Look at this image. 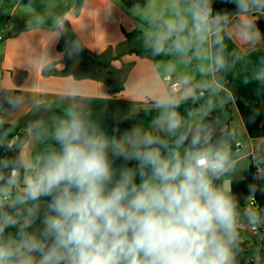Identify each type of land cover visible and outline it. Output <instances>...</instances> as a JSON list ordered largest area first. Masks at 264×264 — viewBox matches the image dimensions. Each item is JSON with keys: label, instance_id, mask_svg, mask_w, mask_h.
Listing matches in <instances>:
<instances>
[{"label": "clouds", "instance_id": "1", "mask_svg": "<svg viewBox=\"0 0 264 264\" xmlns=\"http://www.w3.org/2000/svg\"><path fill=\"white\" fill-rule=\"evenodd\" d=\"M225 2L234 10H216L214 0L146 6L138 39L150 57L165 59L137 89L143 108L126 117L154 113L146 125L109 134L80 88H65L55 111L35 83L0 79V264H240L246 235L256 238L248 264H264V208L255 200L264 185H249L244 205L231 191L250 163L264 180V147L240 151L237 127L223 118L236 105L224 76L264 42V0ZM116 6H104V17ZM67 16L52 19L49 45L67 33ZM27 26L39 27L37 18ZM65 51L78 55L80 40ZM63 56L45 48L19 67L50 74L63 69ZM242 82L264 94V61ZM260 115L252 107L248 121Z\"/></svg>", "mask_w": 264, "mask_h": 264}, {"label": "crops", "instance_id": "2", "mask_svg": "<svg viewBox=\"0 0 264 264\" xmlns=\"http://www.w3.org/2000/svg\"><path fill=\"white\" fill-rule=\"evenodd\" d=\"M46 1L49 0L6 1L13 5V16H16L20 9L21 15L17 19L19 28H16L14 32L9 30L8 36L4 38L0 79L10 81L13 78L18 86L25 82L35 83L34 91L44 99L52 101L54 110L63 108V104L57 97L65 88L70 85L78 87L82 90L81 99L86 105L88 104L86 98H94L88 106L91 107L94 116L103 114L104 127L111 134L113 127L128 119L126 117L130 116L133 107L134 110L143 108L141 97L137 95V89L147 86L156 73V66L165 58L154 59L146 53L125 49L126 45L140 35L127 37L128 34L139 31V29L137 25L125 22V7H128L125 0H59L56 6L47 12H41V15L51 19L58 12H67L68 31L54 44L49 45L48 35L51 23L38 24L39 27L33 31H29L27 26L28 19L36 16L35 9H42ZM109 3H115L117 6L113 9L112 15L105 18L102 9ZM139 22L142 23L141 20ZM77 39L80 40V51L78 55L69 58L65 51L66 44ZM228 46L230 50L235 48L231 41L228 42ZM45 48H48L53 56L64 53L61 60L63 64L61 71L57 70L48 74L37 66H32L28 70L26 67H19L21 62L26 66L31 65L32 58L41 54ZM76 57H82L85 63L77 61ZM261 61H264V42L244 54L243 59L233 67V72L235 75L251 72L260 65ZM122 74H124V79L121 80L119 76ZM223 79L225 85L230 88L227 75ZM134 80L138 81L135 88L131 86ZM226 109L229 111L226 114V120L230 125L236 126L240 133L242 147L239 150L254 151L264 147V137L252 138L247 128L240 122L241 113L237 104H228ZM117 116L120 117L119 121L114 119ZM29 117L30 112H27L19 119L24 123V120ZM142 122L145 125L148 123ZM251 165L252 163L246 169L239 171L233 181L243 179ZM248 238L253 241L249 243L246 239L247 258L251 256V250L256 241L255 237Z\"/></svg>", "mask_w": 264, "mask_h": 264}, {"label": "trees", "instance_id": "3", "mask_svg": "<svg viewBox=\"0 0 264 264\" xmlns=\"http://www.w3.org/2000/svg\"><path fill=\"white\" fill-rule=\"evenodd\" d=\"M125 1L128 6L132 5L130 0H125ZM140 6L143 7V3H140ZM214 8L216 10L227 9L232 11L234 10V5L225 2V0H214ZM259 26L261 28V31L264 32V20L259 21ZM138 34H140L139 31H134L131 34H128L127 37L132 38L133 36ZM248 73L250 72L235 75L232 68V70L228 72L226 75L229 80V86L234 92V95L236 97V104L240 110L241 116L246 122V128L250 136L252 138H262L264 137V94H261L260 96L257 95V89L259 85L256 82H252L247 85H245L242 82L243 76ZM252 107L261 108V115L257 117L254 122H249L248 118ZM55 111H60V110L56 109ZM227 113H229V111L226 109V111H224V116H223L225 120ZM152 115H154V113H145L144 111H141L139 112L138 115L120 122L118 124V127L121 130H124L126 128H129L136 121L149 122ZM22 123L23 121L20 120L21 126L20 128L17 129V134H21V129L23 126ZM0 155H4L3 150H0ZM116 163L119 165L120 163H122V161L117 160ZM256 172H257L256 167L254 164H252L249 171L245 174V177L243 179H237L233 181L232 193L238 197L241 205H244L246 203V199L250 194L249 185L253 183L264 185V180L256 179ZM255 199L258 203V206L264 208V191L257 190V192L255 193ZM240 264H248V258L246 257V253H245V258L241 259Z\"/></svg>", "mask_w": 264, "mask_h": 264}, {"label": "rangeland", "instance_id": "4", "mask_svg": "<svg viewBox=\"0 0 264 264\" xmlns=\"http://www.w3.org/2000/svg\"><path fill=\"white\" fill-rule=\"evenodd\" d=\"M130 1L132 4L130 5L131 7L130 6L125 7V11H126L125 22L126 24L131 22L132 24L137 25V28L139 29V31H142L145 25L143 24V22L140 23L139 20L142 21V16L144 12L148 10L146 6L148 4L149 5L155 4L157 8H162L164 0H130ZM58 3H59V0H52V1L49 0L47 3L44 4V7L42 9H35L36 16H33V17L37 18L38 24H50L51 23L53 18L47 19L41 15V12L43 11L47 12L50 8L56 6ZM140 3H143V7L140 6ZM23 5H26V4L23 3ZM136 5H139L141 8H145V9L132 10L134 6ZM20 15H21V9L17 11L16 16H13V5L7 3L6 0H0V67H1L2 57H3V51H4V41H5L4 38L8 36L9 30L10 32H14L16 28H19V25H17L18 23L17 19ZM9 27H11V29ZM125 49L135 50L142 54L145 53L143 48L141 47V44L138 38H135L128 45H126ZM126 54L127 53H125V55ZM76 59L77 61L81 63H85L84 62L85 60L82 59V57H76ZM77 63L78 62H76V64ZM85 69H86V65H85L84 70ZM119 77L121 80L124 79V74H122ZM246 239L249 240L248 241L249 243L252 242L251 239H249L248 237H246Z\"/></svg>", "mask_w": 264, "mask_h": 264}, {"label": "water", "instance_id": "5", "mask_svg": "<svg viewBox=\"0 0 264 264\" xmlns=\"http://www.w3.org/2000/svg\"><path fill=\"white\" fill-rule=\"evenodd\" d=\"M233 190V184L231 183V191Z\"/></svg>", "mask_w": 264, "mask_h": 264}, {"label": "built area", "instance_id": "6", "mask_svg": "<svg viewBox=\"0 0 264 264\" xmlns=\"http://www.w3.org/2000/svg\"><path fill=\"white\" fill-rule=\"evenodd\" d=\"M241 144V143H240ZM242 145V144H241ZM256 200V199H255ZM256 204L258 205L257 201H256ZM261 231H264V229H262Z\"/></svg>", "mask_w": 264, "mask_h": 264}]
</instances>
